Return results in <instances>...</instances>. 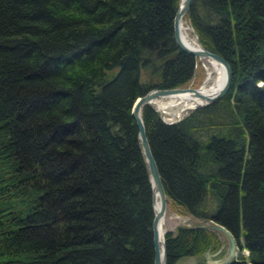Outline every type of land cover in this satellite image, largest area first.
<instances>
[{
  "label": "trees",
  "instance_id": "trees-1",
  "mask_svg": "<svg viewBox=\"0 0 264 264\" xmlns=\"http://www.w3.org/2000/svg\"><path fill=\"white\" fill-rule=\"evenodd\" d=\"M179 1L0 0V264H153L132 108L194 77L174 36ZM184 21L233 79L174 122L144 106L168 202L229 228L249 251L230 264H264V0H194ZM220 235L167 230V264L217 250Z\"/></svg>",
  "mask_w": 264,
  "mask_h": 264
},
{
  "label": "water",
  "instance_id": "water-1",
  "mask_svg": "<svg viewBox=\"0 0 264 264\" xmlns=\"http://www.w3.org/2000/svg\"><path fill=\"white\" fill-rule=\"evenodd\" d=\"M194 0H180L178 8L174 16V36L177 44L186 52L193 54L196 57L208 58L211 61H216L222 65L225 73V78L220 87L213 93H206L202 91L201 86L194 87L192 85L187 86H177V87H154L147 91L146 93L140 95L132 108V112L135 116L138 128H139V138L143 148V153L148 165L150 180L152 182L153 188V207H154V217L152 222L153 236H154V261L153 264H167V246L164 234L163 239V250L161 248L162 240V226L166 218L168 209V194L166 191V186L163 177L160 172V168L156 157L153 153V149L148 137L146 125L143 118V108L146 104L153 106L161 114L160 109L154 106L153 102L160 97H168L177 93H187L191 92L197 97L203 98L205 101L195 105L196 107L205 106L212 102H215L222 98L231 88L233 79V70L231 63L222 54L208 49L206 46L200 42L199 44H193L188 41L186 35L183 32L184 28V18L185 14L192 5ZM155 63H151L154 65ZM162 116V114H161ZM163 117V116H162ZM167 121L165 118H163ZM180 119V118H179ZM178 119V120H179ZM177 121V120H176ZM200 222L197 226L217 230L220 232L228 242V250L224 257H217V261L213 264H230L238 255V241L236 236L232 231L227 228L224 224L212 219V218H199ZM166 233V231H164ZM217 253V252H216Z\"/></svg>",
  "mask_w": 264,
  "mask_h": 264
},
{
  "label": "rangeland",
  "instance_id": "rangeland-1",
  "mask_svg": "<svg viewBox=\"0 0 264 264\" xmlns=\"http://www.w3.org/2000/svg\"><path fill=\"white\" fill-rule=\"evenodd\" d=\"M184 34L188 37L189 41L199 44L200 40L197 37V34L194 32L192 26L188 21H184V28H183ZM191 39V40H190ZM212 62L208 58L204 57H197V62H196V69H195V74L192 80L186 84L187 85H192L194 87L201 86L202 84H210L212 83L213 79L215 78L214 74L213 76L209 77V69L212 68ZM156 64L152 65L155 66ZM143 80H151L152 78H155L154 74L152 73L151 69V64L150 66H146L143 69V74H142ZM212 80V81H211ZM157 100L159 101H167L168 97H160ZM213 103V102H212ZM155 106V105H154ZM183 104L173 105V106H167L164 108V110L160 109L161 114L163 118L165 119H179L181 117H184L188 113H190L192 110L196 109L195 106H192L190 108H186L183 106ZM206 106V105H205ZM157 108V106H155ZM201 107V106H200ZM184 109V110H183ZM182 110V111H181ZM213 121H218V118L213 116ZM200 220L199 218L192 217L190 215L185 214L182 212V210L179 208L178 205L173 204L172 202H168V209H167V214L165 218V231L167 230H176V228L181 225V224H187V225H194L199 223ZM220 239L222 240V244L219 246L217 250L209 249L207 250L204 254L199 255V256H187L182 259H180L177 264H191V263H199L202 262L201 258H207L206 262H203L204 264H213L217 261V257H224L227 253L228 250V242L226 238L221 234ZM239 248V255L241 253L247 255L249 254V251L246 247ZM217 252V253H216ZM238 255V256H239ZM210 261V262H208ZM208 262V263H207Z\"/></svg>",
  "mask_w": 264,
  "mask_h": 264
},
{
  "label": "bare ground",
  "instance_id": "bare-ground-1",
  "mask_svg": "<svg viewBox=\"0 0 264 264\" xmlns=\"http://www.w3.org/2000/svg\"><path fill=\"white\" fill-rule=\"evenodd\" d=\"M186 38L188 39L187 36H186ZM188 41H189V39H188ZM193 42H191V43H193ZM193 44H195V43H193ZM211 62H212V64H211L212 68L209 69L208 76L211 77L214 74H216V75H215V78L213 79V81L211 80L212 83L208 84V82H207V84H205L202 87V91L206 92V93L215 92L220 87V85L223 83L224 78H225V73H224L225 71H224L222 65H220L216 61H211ZM204 101L205 100L203 98L197 97L194 94H192L191 92H187V93H177V94H174L172 96H168L167 101H159L156 99L153 102V104L155 106H157L159 109L164 110V108L167 106H173V105L179 106V104H183V106H185L186 108H190V107L198 105ZM164 231H165V220L163 222L162 231H161V234H162L161 248H162V250H163L164 234H166V233H164ZM201 261L206 262L207 258H203V259L201 258ZM208 262H210V261H208Z\"/></svg>",
  "mask_w": 264,
  "mask_h": 264
},
{
  "label": "built area",
  "instance_id": "built-area-1",
  "mask_svg": "<svg viewBox=\"0 0 264 264\" xmlns=\"http://www.w3.org/2000/svg\"><path fill=\"white\" fill-rule=\"evenodd\" d=\"M167 120V119H166ZM176 120H178V119H172V118H170V119H168L167 121L168 122H174V121H176Z\"/></svg>",
  "mask_w": 264,
  "mask_h": 264
}]
</instances>
